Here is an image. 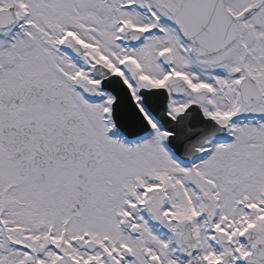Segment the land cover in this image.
Instances as JSON below:
<instances>
[{
    "label": "snow or ice",
    "instance_id": "6c2138e0",
    "mask_svg": "<svg viewBox=\"0 0 264 264\" xmlns=\"http://www.w3.org/2000/svg\"><path fill=\"white\" fill-rule=\"evenodd\" d=\"M0 264H264V0H0Z\"/></svg>",
    "mask_w": 264,
    "mask_h": 264
}]
</instances>
